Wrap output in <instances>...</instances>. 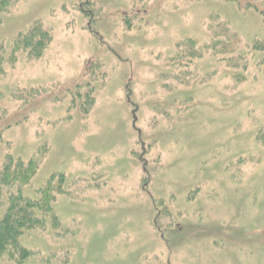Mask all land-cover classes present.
<instances>
[{"label":"rangeland","instance_id":"374dc122","mask_svg":"<svg viewBox=\"0 0 264 264\" xmlns=\"http://www.w3.org/2000/svg\"><path fill=\"white\" fill-rule=\"evenodd\" d=\"M34 28L38 48L22 43ZM9 160L34 163L23 196L52 200L0 264H264L262 14L235 0H12Z\"/></svg>","mask_w":264,"mask_h":264},{"label":"trees","instance_id":"16d2710c","mask_svg":"<svg viewBox=\"0 0 264 264\" xmlns=\"http://www.w3.org/2000/svg\"><path fill=\"white\" fill-rule=\"evenodd\" d=\"M235 1L244 7L259 10L264 18V6L257 0ZM11 3L12 0H0V11L5 10ZM34 31L29 32L22 43L26 41L25 44L38 48V45L43 42L44 34L40 35L38 28ZM32 40H34L35 44H32ZM34 169L33 161L24 163L11 160L0 168V206L2 205L3 189L11 186L16 189L15 192L10 194L5 213L0 219V255L6 252L7 249L16 247L22 233L32 225L36 226L39 214L50 208L52 198H50V190L48 188L41 189V195L36 198L23 196L21 185L28 183Z\"/></svg>","mask_w":264,"mask_h":264}]
</instances>
